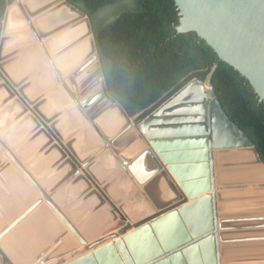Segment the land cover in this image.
Returning a JSON list of instances; mask_svg holds the SVG:
<instances>
[{
  "label": "crops",
  "instance_id": "obj_1",
  "mask_svg": "<svg viewBox=\"0 0 264 264\" xmlns=\"http://www.w3.org/2000/svg\"><path fill=\"white\" fill-rule=\"evenodd\" d=\"M100 84L109 97L85 14L65 0H10L0 25V264H72L145 226L170 245L192 236L189 221L205 223L202 142L156 147L141 113L114 101L91 116ZM253 153L214 151L222 264H264V167ZM239 184L253 188L232 189ZM150 237L135 234L133 244ZM226 241L238 248L223 250Z\"/></svg>",
  "mask_w": 264,
  "mask_h": 264
},
{
  "label": "water",
  "instance_id": "obj_2",
  "mask_svg": "<svg viewBox=\"0 0 264 264\" xmlns=\"http://www.w3.org/2000/svg\"><path fill=\"white\" fill-rule=\"evenodd\" d=\"M175 1L181 17L178 33H196L216 52L220 60L231 66L251 84L260 101L264 102V0ZM191 86L204 88L205 83L193 80L151 117L144 119L140 128L149 141L177 140L185 143L191 139H198V142H202L208 163L206 173L207 176L210 175L206 190L212 191V196L207 198L205 223L197 228L195 227L197 222L189 221V232L192 236L190 237L186 231L180 237L174 238L179 242L170 245H167L162 238L164 231L158 230V238L163 241V246L160 245L153 230L145 226L137 232L115 238L114 243L99 248L94 254L72 264H107L106 257H102L104 254H107V260L117 261L118 264H166L170 260L172 262V259L178 255L181 256L179 259L182 260V264H193L191 255L201 259L202 254L205 264H209V261L212 264H222L214 151L251 149L258 163L263 167L264 163L251 139L225 113L212 86L211 77L208 80L209 90L198 100L200 110L179 111L181 105L196 102L191 99L176 101ZM94 94L90 103L92 108L89 110V114L93 117L113 105V101L105 95L102 84L95 88ZM152 127L163 134L150 137L147 130ZM146 230L151 235L152 245L144 242L135 246L133 244L135 234ZM141 248L143 251L140 250ZM147 248H149L147 252H150L148 254L145 253Z\"/></svg>",
  "mask_w": 264,
  "mask_h": 264
},
{
  "label": "trees",
  "instance_id": "obj_3",
  "mask_svg": "<svg viewBox=\"0 0 264 264\" xmlns=\"http://www.w3.org/2000/svg\"><path fill=\"white\" fill-rule=\"evenodd\" d=\"M65 1L89 18L105 91L127 115L143 121L193 80L211 77L225 113L264 163V102L196 33H178L175 0ZM9 2L0 0V25Z\"/></svg>",
  "mask_w": 264,
  "mask_h": 264
},
{
  "label": "bare ground",
  "instance_id": "obj_4",
  "mask_svg": "<svg viewBox=\"0 0 264 264\" xmlns=\"http://www.w3.org/2000/svg\"><path fill=\"white\" fill-rule=\"evenodd\" d=\"M33 1V0H32ZM48 1H50V0H48ZM31 2V1H30ZM40 2V1H39ZM56 2V1H55ZM46 3V2H45ZM36 4V3H35ZM38 4V3H37ZM31 6V5H30ZM33 6H35L34 4H33ZM38 6V5H37ZM35 8H39V7H36L35 6ZM42 9V8H41ZM32 10V9H31ZM33 11V10H32ZM34 12V11H33ZM51 12V11H50ZM52 15V14H51ZM25 16V15H24ZM42 16H44V15H42ZM41 16V18L43 19V17ZM54 17V16H53ZM66 17H67V15H66ZM19 18V17H18ZM47 18V17H46ZM13 19V18H12ZM44 19H45V17H44ZM47 19H49V18H47ZM47 19H45V20H47ZM51 19H53V18H51ZM86 20V19H85ZM19 21V20H18ZM21 22V21H20ZM39 22H41V21H39ZM46 22V21H45ZM53 22V21H52ZM77 22V21H76ZM79 22V21H78ZM15 23V22H14ZM18 23V22H17ZM58 23V22H57ZM64 23V22H63ZM56 24V23H55ZM65 24H67V23H65ZM86 24V23H85ZM75 25H77V24H75ZM30 27V26H29ZM68 27V26H67ZM26 28V27H25ZM54 29H55V26H54ZM78 29V28H77ZM32 30V29H31ZM41 30V29H40ZM39 30V31H40ZM79 30H81V29H79ZM25 31V30H24ZM35 31V30H34ZM42 31V30H41ZM27 32V31H26ZM46 32H47V29H46ZM72 32H74V31H72ZM71 32V33H72ZM36 33V32H35ZM51 33V32H50ZM18 34V33H17ZM27 34V33H26ZM44 34V33H43ZM66 34V33H65ZM12 35V34H11ZM16 35V34H15ZM47 35H48V33H47ZM20 37H22V36H20ZM61 37V36H60ZM14 38V37H13ZM34 38V37H33ZM37 38V37H36ZM52 38V37H51ZM59 38V37H58ZM75 38V37H74ZM87 39H88V37H87ZM32 40V39H31ZM50 40V39H49ZM73 40V39H72ZM37 41V40H36ZM25 42V41H24ZM35 42V41H34ZM52 42V41H51ZM56 42V41H55ZM44 43V42H43ZM67 43V42H66ZM62 44V43H61ZM86 44H88V43H86ZM39 45V44H38ZM84 45V44H83ZM47 47V46H46ZM60 47V46H59ZM72 50V49H71ZM13 51H16V50H13ZM31 52V51H30ZM44 52V51H43ZM51 52V51H50ZM53 52V51H52ZM13 53V52H12ZM32 53H33V51H32ZM35 53V52H34ZM33 53V54H34ZM10 54H11V52H10ZM45 54V53H44ZM70 54V53H69ZM21 55H22V53H21ZM25 55V54H24ZM29 55V54H28ZM50 55H52V54H50ZM63 55V54H62ZM30 56V55H29ZM41 56V55H40ZM60 56V55H59ZM22 57H25V56H22ZM34 57H35V55H34ZM38 57H39V55H38ZM69 57V56H68ZM87 57V56H86ZM32 58V57H31ZM47 58V57H46ZM70 58V57H69ZM73 58V57H72ZM16 59H18V58H16ZM22 59V58H21ZM14 60V59H13ZM41 60H42V57H41ZM74 60H75V58H74ZM45 61V60H44ZM54 62V61H53ZM16 63V62H15ZM45 63V62H44ZM34 63H32V65H33ZM12 65V64H11ZM16 65V64H15ZM40 65V64H39ZM47 66V65H46ZM56 66V65H55ZM58 66V65H57ZM95 66V65H94ZM53 67V66H52ZM92 67V66H91ZM18 68V67H17ZM25 68V67H24ZM35 68V67H34ZM90 68V67H89ZM12 69V68H11ZM27 69V68H26ZM29 69V68H28ZM92 69V68H91ZM72 70H73V68H72ZM79 70V69H78ZM81 70V69H80ZM88 70V69H87ZM26 71V70H25ZM55 71V70H54ZM88 72V71H87ZM16 73V72H15ZM26 73V72H25ZM56 73V72H55ZM92 73V72H91ZM27 74V73H26ZM58 75V74H57ZM23 76V75H22ZM19 77V76H18ZM36 79V78H35ZM58 79H59V77H58ZM34 81V80H33ZM96 81V80H95ZM73 82H74V80H73ZM94 83V82H93ZM74 85V84H73ZM76 85V84H75ZM206 85L207 84H205V86H204V88H200V87H198V86H191V87H189L188 89H186L181 95H180V97L176 100V101H178V102H183L184 100H186V98L190 95V98L189 99H191V100H194V101H196L195 103H193V104H183V105H181L180 107V109H179V111H181V112H198L200 109H199V107H198V105H199V99H200V96L203 94V93H205V92H207L208 90H209V87H208V90H206ZM74 89H75V87H73ZM77 88V87H76ZM88 89V88H87ZM181 92V91H180ZM4 101H6V100H4ZM18 102V101H17ZM15 112V111H14ZM113 115V114H112ZM17 117V116H16ZM114 117V116H113ZM186 117H188V116H186ZM186 117H184V118H186ZM184 118H182V119H184ZM114 119H116V116L114 117ZM23 120V119H22ZM117 120V119H116ZM162 120H167V119H162ZM119 121V120H118ZM4 124H5V122H4ZM10 125V124H9ZM10 127V126H9ZM3 131V130H2ZM5 132V131H4ZM147 132L149 133V135H150V137H152V136H155V135H159V134H163L162 132H160L158 129H156L155 127H152L151 129H149V130H147ZM5 137H7V136H5ZM12 139V138H11ZM194 139H191V140H188V141H190V142H194L193 141ZM162 142H165V141H163V140H159V141H152V143H154L155 144V146L157 147L158 146V144H161ZM171 142H178L177 140H174V141H171ZM9 144V143H8ZM167 144L168 145H170L169 144V142H167ZM5 145V144H4ZM13 145V144H12ZM2 146V145H1ZM167 145H165L164 147H166ZM4 148V147H3ZM163 149V148H162ZM254 154V153H253ZM164 155V154H163ZM243 160H245V159H243ZM108 161V160H107ZM205 161H206V159H205ZM203 162V161H202ZM110 163V162H109ZM201 162H199V164H200ZM214 163H215V161H214ZM111 164V163H110ZM201 165H202V163H201ZM16 170V169H15ZM18 173V172H17ZM26 179V178H25ZM24 182V181H23ZM26 182V181H25ZM249 182V181H248ZM253 182V181H252ZM260 182V181H259ZM258 182V183H259ZM10 183V182H9ZM27 183V182H26ZM1 186V185H0ZM10 186H11V184H10ZM10 188V187H9ZM109 188H110V186H109ZM217 189V188H216ZM109 190V189H108ZM32 192V191H31ZM211 194L210 195H212V191H209ZM208 192V193H209ZM14 193V192H13ZM88 193V192H87ZM86 193V194H87ZM216 193H217V191H216ZM10 194H11V192H10ZM0 195H1V193H0ZM8 195H9V193H8ZM202 195H204V194H202ZM201 196V195H200ZM6 197V196H5ZM8 197V196H7ZM114 197H116L115 195H114ZM120 197V196H119ZM9 198V197H8ZM15 198V197H14ZM82 198V197H81ZM199 198V197H198ZM201 198V197H200ZM4 199V198H3ZM12 200V199H11ZM14 200V199H13ZM15 200H17L16 198H15ZM39 201V200H38ZM16 202V201H15ZM5 203V202H4ZM2 205V204H1ZM5 205V204H4ZM22 205V204H21ZM36 205V204H35ZM20 206V205H19ZM34 206V205H33ZM32 206V207H33ZM3 207V206H2ZM21 207V206H20ZM35 207V206H34ZM25 208V207H24ZM31 208V207H30ZM29 208V209H30ZM4 209V208H3ZM5 209H6V207H5ZM21 209V208H20ZM21 211V210H20ZM7 212H11L10 210L8 211V208H7ZM17 212H19V211H17ZM27 212V211H26ZM26 212H25V214H26ZM48 212V211H47ZM67 212V211H66ZM73 213H74V211H73ZM1 214V213H0ZM3 214V213H2ZM21 214V213H20ZM79 214V213H78ZM11 215V214H10ZM10 215H9V217H10ZM17 215L18 214H16V218H17ZM61 216L63 215V214H60ZM1 216V215H0ZM12 216H14V215H12ZM25 216V215H24ZM19 217H21V216H19ZM63 217V216H62ZM90 217V216H89ZM8 218V217H7ZM2 219V218H1ZM14 219V218H13ZM18 219V218H17ZM2 220H4V219H2ZM12 220V219H11ZM4 221H6V220H4ZM61 221H62V219H61ZM5 223V222H4ZM14 223V222H13ZM53 223V222H52ZM3 224V223H2ZM13 225V224H12ZM49 225H50V223H49ZM67 226V225H66ZM4 227V226H3ZM54 227V226H53ZM68 227V226H67ZM58 228V227H57ZM3 229V228H2ZM28 229V228H27ZM31 231V230H30ZM29 232V231H28ZM73 232V231H72ZM25 233V232H24ZM30 234V233H29ZM56 234V233H55ZM74 234V233H73ZM34 235V234H33ZM86 235V234H85ZM219 238H220V241H221V234H220V229H219ZM1 239V238H0ZM59 240H61V239H59ZM255 240H257V239H255ZM113 241V240H112ZM111 241V242H112ZM115 241V240H114ZM260 242V241H259ZM260 244H262V243H260ZM102 245V244H101ZM105 245V244H104ZM243 245V244H242ZM225 246V245H224ZM99 248V247H98ZM223 248V247H222ZM149 248H147L146 250H145V252L148 250ZM141 251H143V248H141L140 249ZM206 251H207V253H208V251H209V249L207 248L206 249ZM237 253V252H236ZM49 254V253H48ZM166 254V253H165ZM105 255V254H104ZM102 256L103 258H105L106 257V262H107V264H118V262L117 261H114V260H111V259H109V260H107V254L105 255V256ZM183 255V254H182ZM226 255V254H225ZM229 255H232V254H229ZM58 256V255H57ZM59 256H60V254H59ZM49 257H50V255H49ZM101 257V258H102ZM181 256H176V257H174L172 260V262H171V260H170V262L169 263H166V264H182V260L181 259H179ZM256 257V256H255ZM206 258H207V256H206ZM205 258V259H206ZM259 258V257H258ZM203 259V258H202ZM202 259H200L199 260V258H195L194 256L192 257V255H191V260H192V262H193V264H199L201 261H204V260H202ZM239 259V258H238ZM249 259V258H248ZM251 259V258H250ZM255 259V258H254ZM231 261V260H230ZM99 262V261H98ZM100 263V262H99ZM17 264V263H16ZM201 264H205L204 262H201ZM209 264H212V262L211 261H209ZM234 264V263H233Z\"/></svg>",
  "mask_w": 264,
  "mask_h": 264
},
{
  "label": "rangeland",
  "instance_id": "obj_5",
  "mask_svg": "<svg viewBox=\"0 0 264 264\" xmlns=\"http://www.w3.org/2000/svg\"><path fill=\"white\" fill-rule=\"evenodd\" d=\"M103 15H106L105 13H103ZM205 84H207L206 85V87L208 88L209 86H208V81H206L205 82ZM208 90V89H207ZM155 112H157V111H155ZM154 112V113H155ZM153 113V114H154ZM152 115V114H151ZM254 187H256L255 185H254ZM228 188H231V187H228ZM250 189V188H253L252 187V185H247V184H239V185H237V186H234L232 189H234V190H236V191H241V190H243V189ZM250 213V212H249ZM238 234H237V236H239L240 234H239V232H237ZM246 234V233H245ZM244 234V235H245ZM254 234H255V232H254ZM225 239V238H224ZM227 242V241H226ZM225 245V246H224ZM231 244H228V242L227 243H222V247H223V250L225 249V250H228L229 248H238V246H234L235 244H232L233 246H230ZM253 247H255V246H253ZM255 264H257V263H255Z\"/></svg>",
  "mask_w": 264,
  "mask_h": 264
}]
</instances>
